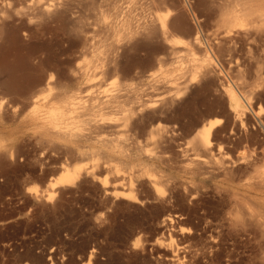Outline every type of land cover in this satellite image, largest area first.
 <instances>
[{
    "label": "rangeland",
    "instance_id": "374dc122",
    "mask_svg": "<svg viewBox=\"0 0 264 264\" xmlns=\"http://www.w3.org/2000/svg\"><path fill=\"white\" fill-rule=\"evenodd\" d=\"M208 1L173 0L174 7H177L174 13L185 18L193 36L197 34L195 43L192 42L193 36L187 34L188 30H179L178 33L172 32L167 42L142 51L126 55L118 49V66L121 68L123 63L132 65L131 73L135 71L137 88L155 92V84L167 81L171 93L178 91V95L175 92L178 100L174 105L177 124L164 123L169 133L166 132V138L157 135L160 139L157 140L155 135L127 131L123 126L107 130L87 128L83 130L85 137L82 139L54 141L53 145L39 134L36 136L32 129L19 127L17 121L9 118L14 104H3L7 105L6 111L0 106V152H7V156L0 157V264H264V224L257 227L260 220H264V85L260 86L261 89L259 86L253 88L258 82L254 71L264 52V38L254 42L236 39L238 41L232 44L220 41L219 34L224 26L218 17L220 11H225L216 5L221 0L209 1V6ZM254 1L248 0L247 3L258 9L264 5V0ZM29 2L31 0H0V16L5 18L0 62L17 65L20 71L17 69L15 77L20 81L35 71L39 57L42 62L50 60L52 55L59 57L66 44L60 35L40 37L33 33L28 35L22 29L27 25L26 19H22L21 14L18 18V15L28 8ZM142 3L114 0L110 4L109 0H102L94 6L96 11L92 7L82 9L80 15L85 18L81 16V20L87 24L85 27L88 26L90 47L78 56V61L99 65L109 43L119 46L123 28L119 27L116 34L111 35L108 27L123 19V9L132 6L134 20L152 17L155 11L156 14L164 11L162 6ZM19 19L25 21H22V28ZM29 28L32 29V25ZM237 29L240 28L236 26L232 30ZM206 58L212 65L208 74H201L203 68L195 63ZM17 73L23 78L19 79ZM116 81V76H110L104 87H111L110 84ZM184 82L189 89L179 92ZM246 85H250L249 89ZM217 87L224 90L232 87L243 108L240 116L243 126L235 134H229L230 125L225 126L228 102L226 97L220 101L214 95ZM159 89L157 91L162 90L160 86ZM251 89L256 91L247 98L246 92ZM258 91L260 96L257 98ZM51 97L48 95V99ZM257 108L262 112L261 122L255 119L246 124L244 117L253 116ZM217 119L220 123L213 128L216 129L214 132L218 130L212 137L210 155L213 156L209 155L206 160L227 163L226 175L221 168L212 170L189 160L198 153L193 148L192 139L198 138L205 123ZM223 130L227 133H222ZM61 145L65 148L62 149ZM60 165L76 169L78 175L73 184L55 186L52 192L47 186L59 174V171L52 172L53 168ZM116 177L119 179L115 180ZM114 183L130 186L133 197H115L111 192ZM48 189L52 197L47 199ZM255 219L254 226L252 220ZM137 242L140 244L138 248L134 247Z\"/></svg>",
    "mask_w": 264,
    "mask_h": 264
},
{
    "label": "bare ground",
    "instance_id": "6f19581e",
    "mask_svg": "<svg viewBox=\"0 0 264 264\" xmlns=\"http://www.w3.org/2000/svg\"><path fill=\"white\" fill-rule=\"evenodd\" d=\"M32 1L33 0H31V2H29L30 5L27 4L28 8H25V11L22 9H19L20 11L22 10L23 13L19 12V15L16 13L18 15V18H20L19 16L21 14L22 19H23V17H25L24 20L26 19L25 20L26 22L24 20L19 19L21 21L20 26L22 24V21L27 23V25H25L26 27L22 24L24 27L21 26V28L23 27L22 29L25 32H27L28 35H31V33L38 35L40 37L44 36V35H50L49 38L51 36L57 37L58 35H60L61 36L60 38L64 42H66V44H65L66 46L65 45L63 46L64 49L60 53L59 57L52 55L50 60H48L46 62H42L40 60L41 58L39 57L38 62L34 66L35 71L33 70L34 72L30 76L27 75V76H29L28 78L25 76L26 79L22 80L21 78H23V77H20V74L17 73V74H19V79H21V81L18 80V77H15V75H16L15 73L17 72V69H18L17 65L11 66V64H8L7 62H0V106L3 107L4 106L3 104H5V103L14 104V109L12 107L11 113L7 109L9 114H10L9 118L11 117L14 120V122L17 121V124L19 127H25V128L28 127L30 129H32L33 133L36 136H37V134H39L41 137H43V139H46V141H49L52 144L54 143V141H56V142L77 141L81 137L84 136L83 130L87 129V128L98 129V130H105L106 129L107 130V129L116 128V127L118 128V127L123 126L124 128H126L127 131H131V132L136 131L140 134H145V135H149V136L155 135V138L156 139L158 138L157 140H160L159 137H157V135L161 136V137H165V135L169 134L167 131L168 126L164 125V123H166V124L167 123H173L174 124L177 121L176 120L177 118L175 116L176 110L174 108V105H175V101L178 100V99H176L177 96H176L175 92L178 95L179 94L178 91L171 93L172 90L170 89L169 85L166 84L167 81H165V82L162 81V84H160V85L155 84L154 85L155 86L154 90L156 89L155 92L154 91L152 92L151 90L147 91V89L137 88L135 86V77L133 76V74H135V71L133 73H131L132 65H130V64L124 65L123 62H120L121 64L123 63L122 67L120 68L118 66V61L116 58L118 55L117 54L118 49L122 50V52L126 53V55H127L128 53H133V52H136L137 50L140 51L141 49H144L147 47H153L160 42L161 43L167 42V40L169 38H171L172 34L179 31V30H184V31L188 30L187 34L189 32V35L191 34V37L193 36V33L188 29V24L186 23L185 18L179 13H177V14L174 13V10H176L177 7L176 8L174 7L175 4L173 3V0H142V1L141 0H135V4L136 3L141 4V2H144L146 4L152 5V7H155L154 5L162 6L164 9V11H161V9L159 8L161 11L160 13L156 14V11H155L154 16H152V17L147 16L146 18L144 17L141 20L137 19V18H136V20H134V17L131 15V12L133 10L132 6L130 8L123 9V14H124L123 19L120 22H118L117 24H114L113 26L108 27V31L110 32L111 35H115L119 27L123 28V34L121 35L120 39H118V40H121L122 42L120 41L121 43L119 44V46L117 45L118 47L116 45H114L115 43L114 44L109 43L108 47L104 51V54H103L104 57L102 58L101 63H99V65H94V66H91L90 64L89 65L88 64H82L77 59L79 55L84 54L90 47V43H89L90 38H89V36H87V32H88L87 27L88 26L85 27V25H87V24H85L81 20L82 18H85V16H83L82 14L80 15V12L81 11L83 12L82 9H84L85 7H88V9H90L91 7L94 8L97 1H102V0H46V1L43 0V2L42 1L41 2L40 1H36V2L33 1L32 2ZM103 1H105V0H103ZM209 1L211 3L212 0H209ZM209 1L207 2L208 6H209V4H208ZM215 1H217V0H215ZM243 1H245L244 2L245 4L241 0H221V2L217 1V4H216V2L213 1V3H215L219 9L224 8V11H225V12L222 11L223 13L220 11V14H221L220 16H219V14H217V16H219L218 17L219 19L218 18L217 19L220 21V24L222 26H224L223 27L224 30L222 29L223 30L222 33L219 32L221 34H219L217 32L219 34L218 39H220V41H223L224 43L229 42V44L231 42V44H232V43H234L233 41L237 42L239 39L241 41L245 40V42L246 41L247 42H249V41L254 42L255 40H260V39L264 38V26H263V24H264V5L262 7H260L258 5L261 8V9L260 8L258 9V7H254V4H248L247 3L248 0H243ZM257 1H259V0H257ZM113 2H114V0H109L110 4H112ZM144 3H142V4L144 5ZM175 3H177V2H175ZM132 4H134V3H132ZM143 5H141V6H143ZM204 5L207 6L206 4H204ZM237 6H239L240 9L237 8ZM144 7H146V5ZM227 7H228V9H227ZM0 8H1V6H0ZM15 8H17V7H15ZM180 8H182V7H180ZM225 8L227 10H225ZM4 9L6 10V8H4ZM27 9H29V11L26 12ZM208 9H209V7H208ZM208 9H207V11H209ZM136 10L137 9H135L134 11H136ZM154 10H153V12H154ZM2 11H4V10H2ZM17 11H18V9H17ZM94 11H96V9ZM215 11H218V10H215ZM90 12H92V11H90ZM77 13H79V15ZM135 13H137V12H135ZM149 13L147 12L146 14H149ZM138 14H140V11L138 12ZM81 16H82V18H81ZM134 16H136V15H134ZM142 16H143V14H142ZM213 20H215V19H213ZM17 21H18V19H17ZM4 24H5V18L0 16V41L2 39ZM31 25H32V29L29 28ZM236 26H237V28H240V29L232 30V29H236ZM191 27H192V25H191ZM198 32L200 33V31H198ZM13 34L15 36V39L17 40L18 39L17 35H15V33H13ZM16 34H17V32H16ZM184 34H186V33H184ZM175 35L178 36V34H175ZM14 36H13V38H14ZM212 38H215V35ZM15 39H13L14 42L16 41ZM196 39H197V34L195 33L194 36L192 37V40H193L192 42L195 43ZM236 39H238V40L236 41ZM118 40H116V41H118ZM214 41L217 43L216 40H214ZM214 41H212V42L214 43ZM208 42H210V41H208ZM262 42H259V43H262ZM213 43H211V44H213ZM216 43H215V45L218 44V43L217 44ZM226 44H228V43H226ZM180 45H182V44H180ZM257 45H259V44H257ZM14 46H16V45H14ZM159 46L162 47V45H159ZM163 46H164V44H163ZM165 46H166V44H165ZM71 47H72V49H71ZM254 47H255V45H254ZM173 48H174V45H173ZM95 49H98V48L96 47ZM227 49H225V50L227 51ZM222 50H223V48H222ZM200 51L201 50H199V52ZM223 52H224V50H223ZM261 53H262V51H261ZM43 55H45V53ZM261 55L262 56L259 58L260 63L258 62V64H260V65H257L255 67V71H254L255 73L253 72L255 74L256 78L258 79V82L256 83V85L255 86L253 85V88L259 86V89H261V87H263V85H264V52ZM5 58H6V56H5ZM34 58H32V59H34ZM208 60H210V59H208ZM230 63H231V61H230ZM16 64H17V62H16ZM210 64L211 63H210V61H207V58L205 60L198 59V61L195 63V66L200 65V67L203 68V70L201 69V74H203V73L208 74V72L210 71V67L212 65V64L211 65ZM137 72H139V71H137ZM140 72H142V71H140ZM199 73H200V71H199ZM22 74L21 75L24 76V72ZM210 75H211V73H210ZM235 75H238V74H235ZM110 76L111 77L116 76L117 81L115 83L112 82L110 84L111 87L106 88V87H104V85L108 82L105 83V80L107 81V79H109ZM252 76H254V75H252ZM190 77H191V75H190ZM174 78H176V77H174ZM172 79H173V77H172ZM177 79H179V78H177ZM214 79H216V76ZM231 79L232 78H230V81H231ZM251 79H252L251 82H253L252 77H251ZM111 80H113V79H111ZM247 80H248V78H247ZM183 81H184V79L181 80V82H183ZM236 81H237V79H236ZM238 81H240V80H238ZM234 82H233V84H235ZM245 82L248 83V81H245ZM251 82H250V85H251ZM133 83H134V85H133ZM215 83L217 84V82H215ZM196 84H197V82H196ZM181 85L182 86H181V88H179V92H186L187 89H189V85H186L185 82H184V84L182 83ZM207 85L205 87H207ZM221 85H223V84H221ZM250 85H249V87H250ZM159 86H160V88H162L161 91H157V89L160 90ZM202 86H204V85H202ZM199 87H201V86H199ZM249 87H248V89H249ZM251 87H252V85H251ZM174 88L175 87L173 86L172 89H174ZM231 88L228 87L224 90L220 87H217V89H214V92H215L214 95L215 96L217 95V97L220 99V101H223L222 99L224 97H226L227 102H228V104H227L228 105L227 106L228 115L225 117V120H224L225 126L230 125L231 130H230L229 134L231 132L235 134V131L239 127L243 126L242 122H240V118H241L240 116L243 114V110H242L243 108L240 107L241 103L238 100L239 98L237 99L236 94L232 91ZM234 88H236V87H234ZM263 89H264V87H263ZM210 90H212V88ZM240 90H241V88H240ZM246 90H247V88H246ZM253 91H256V90L251 89L250 91H247L246 97L248 98L249 95H251V94L253 95ZM256 93H257V98H258L260 96V95H258V94H260V92L258 91ZM256 93L254 92V94H256ZM211 94H213V93H211ZM48 95H51L52 97L48 99ZM246 97H244V98H246ZM213 100H215V98H213ZM259 100H261V99H259ZM220 101H218L219 103H217V104H220ZM261 101H263V100H261ZM224 102H226V101H224ZM247 104L248 103L246 102V105ZM5 106H7V105H5ZM5 106L3 107L4 110L2 108L3 111H6ZM253 113H254L253 116L249 114V116L244 117L246 124L247 123L249 124L252 121L254 122L255 119L261 122V119L264 117V116L262 117V112H261L260 108H257V110L255 112L253 111ZM176 115H177V113H176ZM213 117H215V116H213ZM213 117H212V119H213ZM209 118H211V117H209ZM13 120H11V121H13ZM219 121H220V119H217L216 121L214 120L208 124L204 122L205 127L204 126L202 127V129H201L202 133L198 136V138H196L194 140L192 139L193 145H194L193 148H196V151L198 153L191 156L189 158V160L191 162H193V164L195 163V164H198L202 167H209L212 170L221 168L224 172V170L227 169V167H228V166H226L227 163H226V165H224L223 161H220V162L218 161L219 162L218 163V162H212L210 159L206 160V157L208 158V156L212 153V143H213L212 137L218 131L217 130L214 132V130H216V129L213 130V128H215L214 126L217 127V125L220 123ZM192 126H194V125H192ZM173 128L176 130V126L173 125ZM173 128L171 130H173ZM166 132L168 134H166ZM223 132H224V130L222 131V133ZM225 132L227 133L226 130H225ZM197 133H199V132H197ZM170 134H171V132H170ZM243 134H245V133L243 132ZM195 137H197V136L195 135ZM232 137H233V135H232ZM248 138H249V136H248ZM167 140H168V138H167ZM167 140H166V142H167ZM252 140L254 141V139H252ZM170 141H172V140H170ZM248 141H249V139H248ZM154 144H156V143L154 142L153 145ZM155 146H157V145H155ZM260 146H262V145H260ZM60 147L62 149L65 148L64 145L63 146L61 145ZM6 153L7 152H5V151L0 152V157L2 155H5ZM254 153H255V151H254ZM83 154H85V153H80V155H83ZM227 154H229V153H227ZM6 156H7V154H6ZM9 156H10V153H9ZM246 157H248V156H246ZM2 159H5V158H2ZM78 159H79V157H78ZM245 159H247V158H245ZM243 161H244V159H243ZM260 161H259V163H261ZM3 163H4V160H3ZM62 166L60 165L59 167L57 166V168H55V169L53 168L52 172L53 171H55V172L59 171V174L56 175L55 179H53L54 181L50 180L51 182L48 184L49 186H47V188L49 187L50 190H52L55 186H61V187L63 186L64 187V185H67V184L71 185L73 180H75L77 178L78 172L76 171V169L72 170V168L68 169V168H64V166L62 168ZM231 167L232 166H230V168ZM78 170H80V169H78ZM230 171H228V172H230ZM248 171H249V169H248ZM223 172H222V174H223ZM242 173L244 174L243 171H242ZM224 174H225V172H224ZM118 177H116L115 180ZM113 180H114V177H113ZM151 181H152V179H151ZM154 182H156V181H154ZM104 183L105 184L107 183L106 177L104 178ZM148 183H151V182L148 181ZM256 183H259V182L257 181ZM156 185H158V184H156ZM125 186L126 185H124V183H114L112 185V191H111L112 194L115 197L123 196L125 198H132L133 195H132L131 187L128 185H127L128 187L127 186L125 187ZM49 189H48V192L46 194L47 199L52 197L53 190H52V192H50ZM229 195H230V193H229ZM229 200H231V199H229ZM234 200H236V199H234ZM239 202H241V201H239ZM239 206H240V204H239ZM239 210H241V209H239ZM256 220L257 219L252 220L255 223L254 226L257 223V222H255ZM260 221L261 222L258 223L259 225L257 224V227L258 226L260 227L261 223L264 224V220H260ZM249 225H250V223H249ZM237 226H239V225H237ZM254 238H256V237H254Z\"/></svg>",
    "mask_w": 264,
    "mask_h": 264
},
{
    "label": "snow or ice",
    "instance_id": "6c2138e0",
    "mask_svg": "<svg viewBox=\"0 0 264 264\" xmlns=\"http://www.w3.org/2000/svg\"><path fill=\"white\" fill-rule=\"evenodd\" d=\"M262 111H264V109H262ZM134 247H140V244H139V242H137L135 245H134Z\"/></svg>",
    "mask_w": 264,
    "mask_h": 264
}]
</instances>
